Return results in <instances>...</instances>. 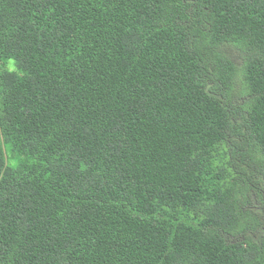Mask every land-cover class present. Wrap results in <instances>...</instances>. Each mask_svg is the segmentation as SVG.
I'll use <instances>...</instances> for the list:
<instances>
[{"label": "trees", "instance_id": "trees-1", "mask_svg": "<svg viewBox=\"0 0 264 264\" xmlns=\"http://www.w3.org/2000/svg\"><path fill=\"white\" fill-rule=\"evenodd\" d=\"M0 264H264V0H0Z\"/></svg>", "mask_w": 264, "mask_h": 264}, {"label": "rangeland", "instance_id": "rangeland-1", "mask_svg": "<svg viewBox=\"0 0 264 264\" xmlns=\"http://www.w3.org/2000/svg\"><path fill=\"white\" fill-rule=\"evenodd\" d=\"M10 69H13V67H12V66H10ZM12 162L16 163V162H17V160H12V161H11V163H12Z\"/></svg>", "mask_w": 264, "mask_h": 264}]
</instances>
